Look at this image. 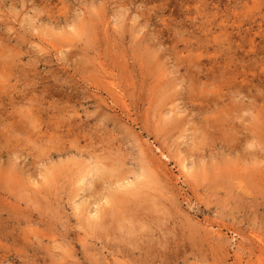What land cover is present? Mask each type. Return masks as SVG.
I'll use <instances>...</instances> for the list:
<instances>
[{
	"label": "rangeland",
	"instance_id": "obj_1",
	"mask_svg": "<svg viewBox=\"0 0 264 264\" xmlns=\"http://www.w3.org/2000/svg\"><path fill=\"white\" fill-rule=\"evenodd\" d=\"M262 248L264 0H0V264Z\"/></svg>",
	"mask_w": 264,
	"mask_h": 264
},
{
	"label": "bare ground",
	"instance_id": "obj_2",
	"mask_svg": "<svg viewBox=\"0 0 264 264\" xmlns=\"http://www.w3.org/2000/svg\"><path fill=\"white\" fill-rule=\"evenodd\" d=\"M117 199L121 198L119 194L115 195ZM262 257L264 258V248H262L261 254H260V260H262Z\"/></svg>",
	"mask_w": 264,
	"mask_h": 264
}]
</instances>
